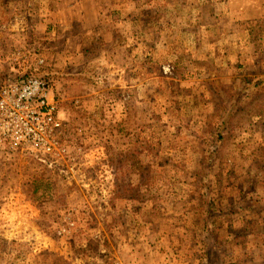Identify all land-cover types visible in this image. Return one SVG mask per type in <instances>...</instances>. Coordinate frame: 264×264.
Here are the masks:
<instances>
[{
  "label": "rangeland",
  "instance_id": "obj_1",
  "mask_svg": "<svg viewBox=\"0 0 264 264\" xmlns=\"http://www.w3.org/2000/svg\"><path fill=\"white\" fill-rule=\"evenodd\" d=\"M28 77L65 152L0 143V264H264V0H0Z\"/></svg>",
  "mask_w": 264,
  "mask_h": 264
},
{
  "label": "built area",
  "instance_id": "obj_2",
  "mask_svg": "<svg viewBox=\"0 0 264 264\" xmlns=\"http://www.w3.org/2000/svg\"><path fill=\"white\" fill-rule=\"evenodd\" d=\"M63 128L58 106L43 80L28 77L0 85V143L52 165L65 152Z\"/></svg>",
  "mask_w": 264,
  "mask_h": 264
},
{
  "label": "crops",
  "instance_id": "obj_3",
  "mask_svg": "<svg viewBox=\"0 0 264 264\" xmlns=\"http://www.w3.org/2000/svg\"><path fill=\"white\" fill-rule=\"evenodd\" d=\"M98 17H99V14H98Z\"/></svg>",
  "mask_w": 264,
  "mask_h": 264
}]
</instances>
